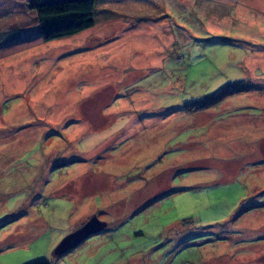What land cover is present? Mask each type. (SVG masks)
<instances>
[{
	"label": "rangeland",
	"instance_id": "374dc122",
	"mask_svg": "<svg viewBox=\"0 0 264 264\" xmlns=\"http://www.w3.org/2000/svg\"><path fill=\"white\" fill-rule=\"evenodd\" d=\"M34 5L0 0V264H264V0H94L47 42Z\"/></svg>",
	"mask_w": 264,
	"mask_h": 264
},
{
	"label": "trees",
	"instance_id": "16d2710c",
	"mask_svg": "<svg viewBox=\"0 0 264 264\" xmlns=\"http://www.w3.org/2000/svg\"><path fill=\"white\" fill-rule=\"evenodd\" d=\"M31 9L35 11L39 35L45 42L77 34L94 25V0H35ZM227 94L220 92L216 98L220 100Z\"/></svg>",
	"mask_w": 264,
	"mask_h": 264
},
{
	"label": "water",
	"instance_id": "95a60500",
	"mask_svg": "<svg viewBox=\"0 0 264 264\" xmlns=\"http://www.w3.org/2000/svg\"><path fill=\"white\" fill-rule=\"evenodd\" d=\"M106 227V222L99 220L96 216L91 217L85 224L75 231L69 233L64 237L55 247L54 253L56 255L73 249L80 244L88 236L93 235Z\"/></svg>",
	"mask_w": 264,
	"mask_h": 264
},
{
	"label": "flooded vegetation",
	"instance_id": "af4514ba",
	"mask_svg": "<svg viewBox=\"0 0 264 264\" xmlns=\"http://www.w3.org/2000/svg\"><path fill=\"white\" fill-rule=\"evenodd\" d=\"M100 220H101V219H100ZM106 227H107V225H106ZM106 227H105V228H106ZM105 228H104V229H105ZM102 230H103V229H102ZM102 230H101V231H102ZM99 232H100V231H99ZM97 233H98V232H97Z\"/></svg>",
	"mask_w": 264,
	"mask_h": 264
}]
</instances>
